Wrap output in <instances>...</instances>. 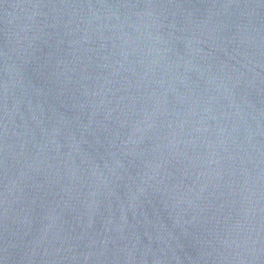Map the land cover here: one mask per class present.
Here are the masks:
<instances>
[{"label":"water","instance_id":"obj_1","mask_svg":"<svg viewBox=\"0 0 264 264\" xmlns=\"http://www.w3.org/2000/svg\"><path fill=\"white\" fill-rule=\"evenodd\" d=\"M0 264H264V0H0Z\"/></svg>","mask_w":264,"mask_h":264}]
</instances>
